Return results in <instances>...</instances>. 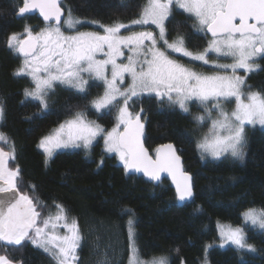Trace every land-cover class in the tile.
Wrapping results in <instances>:
<instances>
[{
	"label": "snow or ice",
	"instance_id": "obj_1",
	"mask_svg": "<svg viewBox=\"0 0 264 264\" xmlns=\"http://www.w3.org/2000/svg\"><path fill=\"white\" fill-rule=\"evenodd\" d=\"M175 8L194 18L198 31L210 34L211 39L202 52L189 50L184 36L178 35L169 41L165 22ZM34 10L39 11L46 27L39 32L25 27L23 34L13 33L7 41L8 48L23 58L14 75L28 77L33 85L25 89V99L30 98L42 110H47L48 97L57 84L87 96L89 80L84 78L87 74L104 85L103 94L90 101L96 113L102 115L123 101L117 124L106 135L105 129L89 120L83 111L61 123L39 142L38 147L46 158L60 148L90 149L97 137L103 135L104 151L116 153L126 173L143 172L149 180L158 182L160 173L167 172L175 185L177 201L191 202L194 198L192 177L182 170L171 144L164 146L167 151L157 149L155 159L148 154L142 142L143 109L133 114L129 111L130 101L154 94L161 103L167 101L183 113H190V104L198 102L203 112L193 119L201 126L211 120L209 134L197 144L202 158L205 154L216 160L231 155L242 160L245 125H264V94L244 91L246 75L256 68L254 59L264 56V0H145L131 24L101 25L102 34L77 31L66 35L62 26L74 30L81 21L73 18L71 12L64 17L60 0H23L18 15L23 17ZM133 25H155L159 34L133 31L130 35H121L122 29ZM123 48L132 53L127 63L118 62L124 55ZM176 53L192 62L211 64L217 71L214 74L197 72L173 58L172 54ZM210 53L215 54V60H210ZM98 54L105 58L98 59ZM221 58H231L232 62L219 63ZM238 70H243L245 75L238 74ZM126 76L131 78V83L121 88ZM233 100L235 107L229 112L224 105ZM3 113L0 107V118ZM121 127L123 131L119 130ZM0 142L9 145L8 151L0 147V246L20 248L25 242H31L52 254L58 264H75L82 239L77 224H68L59 204L55 216L41 218L37 202L20 191L19 169L9 167V161L15 159L14 142L2 132ZM196 211H200L199 207ZM241 218L243 226H219L221 240L238 250L255 252L254 245L247 242L246 228L264 231V207L245 209ZM128 223V264H169L163 256L147 262L141 259L131 227L133 222ZM58 227L65 228L66 233L59 234ZM0 264L15 262L4 254L0 255ZM103 264H107L106 259Z\"/></svg>",
	"mask_w": 264,
	"mask_h": 264
},
{
	"label": "trees",
	"instance_id": "obj_2",
	"mask_svg": "<svg viewBox=\"0 0 264 264\" xmlns=\"http://www.w3.org/2000/svg\"><path fill=\"white\" fill-rule=\"evenodd\" d=\"M145 0H64L65 17L101 25L129 23L136 19ZM23 0H0V132L15 145V159L9 167L20 171V191L37 202L41 215L61 205L79 228L82 237L75 264H94L91 254L96 243L129 244V220L141 259L167 257L169 264H264V232L246 228L247 242L256 251L219 248L218 225L243 226L241 213L264 207V130L251 129L245 139L244 158L236 161L204 159L197 148L195 120L168 102L153 96L134 98L133 114L143 109L145 147L154 154L160 144L172 143L192 176L194 198L178 206L167 180L159 186L142 177L127 175L114 155L95 144L88 151H58L50 158L38 142L53 128L83 111L87 117L109 127L115 111L97 115L90 101L97 87L90 85L87 96L55 88L48 97V109L25 99L32 87L27 77L14 75L22 57L7 46L8 37L25 27L40 28L36 17L15 19ZM192 18L174 10L166 21L170 36H184L193 52L202 51L209 37L195 30ZM248 88L264 94V56L255 72L247 75ZM96 93V94H95ZM5 151L9 145L0 142ZM199 207L200 211H196ZM130 210V211H127ZM15 264H58L45 251L25 242L20 248L0 246V255ZM126 258V255H125ZM125 262V259L122 263Z\"/></svg>",
	"mask_w": 264,
	"mask_h": 264
},
{
	"label": "rangeland",
	"instance_id": "obj_3",
	"mask_svg": "<svg viewBox=\"0 0 264 264\" xmlns=\"http://www.w3.org/2000/svg\"><path fill=\"white\" fill-rule=\"evenodd\" d=\"M174 10H179V11H182L183 12V10L182 9H178V8H175ZM184 13V12H183ZM186 14V13H185ZM188 15V14H187ZM67 17V16H66ZM74 18V17H73ZM76 19V18H75ZM193 20H194V23L196 24V22H195V19L194 18H192ZM79 20V19H78ZM81 21V23L80 24H77L76 25V27H75V29L74 30H69V29H67L66 27H63L62 26V31H64L65 32V34L66 35H74L77 31L78 32H99V33H103V28L101 27V24H97V23H94V22H86V21H83V20H80ZM166 23V22H165ZM124 24H131V22L129 21V23H124ZM110 26V25H109ZM46 27V25H44L43 24V27H40V28H33V27H30L32 30H33V32H39V31H41L43 28H45ZM195 27V30L197 31V32H200V31H198L197 30V27L196 26H194ZM133 31H135V32H139V31H153L154 32V34H156L157 36H158V34H159V30L158 29H156V27H155V25H144V26H137V25H133V26H131L129 29H122L121 30V35H130ZM24 33V31L23 32H21V33H19V34H23ZM167 36H168V39H169V41L171 42L172 40H174L177 36H170L169 35V33L167 32ZM21 38H23V35L21 36ZM211 38H209V40H210ZM208 40V41H209ZM162 43L163 42H161V45H162ZM208 44V43H207ZM207 47V45L205 46V48ZM204 48V49H205ZM203 49V50H204ZM202 50V51H203ZM122 51L124 52V55L122 56V57H119L118 58V62H122V63H127V58H128V56L129 55H131L132 53L129 51V49L128 48H123L122 49ZM202 51H199V52H202ZM173 55V58H176V59H178L181 63H184V64H186L187 66H189V67H192L195 71H197V72H201V73H205V74H214L217 70L216 69H214L212 66H211V64H209V65H203L202 64V62H192V61H190L189 60V58H187V57H183V56H181L180 54H178V53H176V54H172ZM261 57V56H260ZM260 57H256L255 59H254V61H253V63L256 65V68H255V70L254 71H252L251 73H253V72H255L256 70H257V68H258V58H260ZM105 57L102 55V54H98V59H104ZM209 58H210V60H215L216 59V57H215V54H209ZM22 62H23V58L21 59V64H22ZM218 62L219 63H231L232 62V60H231V58H221V59H219L218 60ZM21 66V65H20ZM251 73H248L247 75H249V74H251ZM110 74H111V70H110V66H109V77H110ZM238 74H240V75H245V73H244V71L243 70H238ZM247 75H246V77H247ZM28 78V77H27ZM85 79H87V80H89V86L90 85H95L96 87H97V94H96V96H95V98L97 97V96H100V95H102L103 94V91H104V85H103V82L102 81H99V80H93V79H90L88 76H87V74H85V77H84ZM29 79V78H28ZM30 80V79H29ZM30 82H31V80H30ZM131 83V78L130 77H127L126 76V78H125V83L124 84H122V85H120V87L121 88H127L128 87V85ZM31 84H32V82H31ZM33 86V85H32ZM31 88V87H30ZM55 88H65V89H68L66 86H64V85H60V84H57V85H55L54 86V89ZM54 89L52 90V92L54 91ZM70 90V89H69ZM72 91H74V90H72ZM244 91L247 93V92H249V91H251V92H257V91H254V90H251L250 88H248V85H247V82L245 83V86H244ZM75 92V91H74ZM142 96H149L148 94H144V95H142ZM151 96H153V97H155L154 96V94L153 95H151ZM139 97H141V96H139ZM134 98H138V97H134ZM133 98V99H134ZM156 98V97H155ZM30 99V98H29ZM131 102V101H130ZM165 102H167V101H165ZM122 103H123V101L121 100L120 101V104H118L116 107H114V108H112L111 110H114L115 111V116H114V122H113V124L111 125V126H109V127H105V126H103L102 125V123H100V122H98L97 120H94V119H91V118H89V117H87L89 120H94V121H96L97 123H99L104 129H105V133H104V135H106V133L108 132V131H111L112 129H113V127H115L116 126V124H117V115H118V109H119V107L122 105ZM129 105H130V103H129ZM174 107H176L177 109H179L178 108V106H174ZM224 107H225V109L227 110V111H229V112H231L232 111V109L235 107V101L233 100L232 102H230V103H226L225 105H224ZM93 111H94V109H92ZM180 110V109H179ZM129 111L130 112H132L130 109H129ZM181 111V110H180ZM95 112V111H94ZM182 112V111H181ZM203 112V108L198 104V102H193V103H191L190 104V114L194 117V115H198V114H201ZM96 113V112H95ZM133 113V112H132ZM97 115H101V114H98V113H96ZM75 115V114H74ZM74 115L73 116H71L70 118H68L67 120H69V119H72L73 117H74ZM214 118H216V114L215 113H213V119ZM66 121V120H65ZM63 123V122H62ZM59 126V125H58ZM57 126V127H58ZM195 126H196V133H197V138H198V140H197V144L203 139V137L205 136V135H208L209 134V129H210V127H211V120H206L205 121V123L201 126V125H198L197 123H196V121H195ZM57 127H55V128H57ZM55 128H53V129H55ZM123 127H121L119 130L121 131V129H122ZM251 129H262V130H264V125H261V124H259V123H257V124H255V125H245V139H246V136H247V134H248V132L249 131H251ZM52 132V131H51ZM50 133V132H49ZM48 133V134H49ZM47 134V135H48ZM42 139V138H41ZM40 139V140H41ZM40 140H39V142H40ZM39 142H38V145H39ZM98 143H100L101 144V147L100 148H102L103 149V151H104V138H103V135H101V136H98L97 137V139L93 142V145L92 146H94L95 144H98ZM39 148V150L40 151H42L43 152V150L40 148V147H38ZM78 150V149H80V150H83V151H88V150H90V149H84L83 147H80V148H73V147H69V148H60V149H56L54 152H53V154L54 153H56V152H58V151H71V150ZM105 152V151H104ZM44 153V152H43ZM107 153V152H106ZM199 153L201 154V152H200V150H199ZM45 154V153H44ZM108 154H110V155H114V157H116V159H117V161L121 164V165H123L122 164V162L120 161V159H119V157H118V155L116 154V153H108ZM151 155H154V154H151ZM52 157V156H51ZM226 158H230V159H233V160H236V161H241L242 162V160L241 159H236V158H233L231 155H226L225 156ZM203 158L204 159H213L211 156H209V155H207V154H205L204 156H203ZM223 158V157H222ZM221 159V158H220ZM59 210L56 208V206L52 209V211H50V212H48V213H44V214H42L41 215V218L43 219V218H47L48 216H55L56 214H57V212H58ZM66 214V213H65ZM66 216H67V222H68V224L69 225H71L73 222H75L71 217H69L67 214H66ZM63 221H61L60 222V224L61 225H63ZM221 225H223V224H219L218 225V229H219V226H221ZM224 225H227V224H224ZM234 227H235V225H234ZM257 231H260V232H264V231H261V230H259V229H256ZM57 232L59 233V234H61V235H63V234H65L66 233V229L65 228H63V227H58L57 228ZM218 237H219V240L214 244L215 246H217V247H219V248H227V247H233V248H236L235 247V245H232V244H230V243H224L222 240H221V237H220V234H219V231H218ZM82 240V239H81ZM29 243H31V242H29ZM223 244V246H221ZM34 246V245H33ZM36 247V246H35ZM37 248H39V247H37ZM40 250H42V251H44L42 248H39ZM79 249V248H78ZM246 250V249H245ZM46 253V252H45ZM48 253V252H47ZM77 253H78V250H77ZM48 254H50V253H48ZM91 255V258H93V262H94V264H103V261L106 259V261H107V264H128V258H129V244H128V246H127V251H126V253H125V250H124V248L121 246V244H101V243H96L94 246H93V252L92 253H90ZM125 255H126V258H125ZM51 256H53L52 254H51ZM53 258H54V256H53ZM77 258H79L78 257V254H77ZM124 259H125V262L124 263H122L123 261H124ZM154 259V258H153ZM56 260V259H55ZM144 261H146V260H144ZM147 261H151V259L150 260H147ZM146 261V262H147ZM56 262L58 263V261L56 260Z\"/></svg>",
	"mask_w": 264,
	"mask_h": 264
},
{
	"label": "water",
	"instance_id": "obj_4",
	"mask_svg": "<svg viewBox=\"0 0 264 264\" xmlns=\"http://www.w3.org/2000/svg\"><path fill=\"white\" fill-rule=\"evenodd\" d=\"M62 1H64V0H60V5H61L62 11H63V13H64V17H65V11H64V9H63V7H62ZM21 6H23V4H22ZM24 17H36V18H37L42 24L46 25V22H45V21L43 20V18L40 16L38 10H34L33 12H31V13H29V14L23 16V17H21V16L18 15V10H17V13H16V15H15V19H16V20H19V19L24 18ZM206 37L211 38L210 34H207ZM141 122L144 124L143 136H142V142H143L144 148L148 151V154H149L153 159L156 158V155H157V149H160L162 152L167 151V149H166L164 146L169 145V144H171V145L173 146V149L175 150L176 155L179 156V154H178L177 151H176L175 146H174L172 143H170V142H168V143H164V144H160V145L157 147V149H156L154 155H151L150 151L145 147V144H144V138H145V122L143 121L142 115H141ZM121 131H123V128L121 129ZM179 158H180V166H181L182 170L184 171V166L182 165V164H183V161H182V159H181L180 156H179ZM122 168H123L124 171H125L124 165H123ZM184 172H185V171H184ZM125 173H126V172H125ZM186 173H187V172H186ZM126 174H127V175H134V176L142 177L146 182H148V183H150V184H153V185H155V186H159V184H161V183L163 182V180H167V181L169 182V184H170L169 186H171L172 190L174 191V194H175L174 197L176 198L175 185L172 183V178H171V176L168 175L167 172H162V173H160V177H161V178H160V180H159L158 182H157V181H151V180H149V178L146 177V176L143 174V172H128V173H126ZM187 174H188V173H187ZM188 175H189V174H188ZM190 176H191V175H190ZM191 177H192V176H191ZM176 203H177L178 206L181 207V206H184V205H185L186 203H188V202H179V201H177V199H176Z\"/></svg>",
	"mask_w": 264,
	"mask_h": 264
},
{
	"label": "flooded vegetation",
	"instance_id": "obj_5",
	"mask_svg": "<svg viewBox=\"0 0 264 264\" xmlns=\"http://www.w3.org/2000/svg\"><path fill=\"white\" fill-rule=\"evenodd\" d=\"M263 56H261L260 58H258L257 60H258V62L261 60V58H262ZM248 85V84H247Z\"/></svg>",
	"mask_w": 264,
	"mask_h": 264
}]
</instances>
